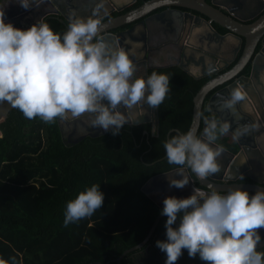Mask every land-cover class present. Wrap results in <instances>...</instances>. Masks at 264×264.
Listing matches in <instances>:
<instances>
[{
	"label": "clouds",
	"instance_id": "clouds-1",
	"mask_svg": "<svg viewBox=\"0 0 264 264\" xmlns=\"http://www.w3.org/2000/svg\"><path fill=\"white\" fill-rule=\"evenodd\" d=\"M15 2L28 10L45 0ZM101 25L97 16L74 17L60 34L41 18L28 29H20L5 22V9L0 8V104L8 102L26 119L39 117L48 123L92 114L91 128L112 135L138 122L136 110L145 104L159 108L171 92L170 76L156 71L136 76L138 66L132 59L137 56L136 43L129 38L125 44L132 46L126 48L108 41L101 35ZM246 99L242 88H233L219 103V110L239 122L243 117L237 105ZM203 120L201 135L190 128L164 141L167 162L179 166L180 178L168 177L170 187L182 189L190 183L186 169L200 181L220 173L218 158L224 147L219 139L231 131L232 139L239 142L259 127L238 123L233 129L231 121L206 116ZM152 134L156 135L155 126ZM207 188L194 187L186 198L163 200L166 239L157 240L156 245L166 253L165 264H175L185 249L189 257L198 255L207 264H264V251L257 250L262 241L258 229L264 228V189L250 195L237 187L226 192L211 184ZM104 201L99 184L87 187L67 203L64 226L92 217ZM0 264L19 261L15 256L0 257Z\"/></svg>",
	"mask_w": 264,
	"mask_h": 264
},
{
	"label": "trees",
	"instance_id": "trees-1",
	"mask_svg": "<svg viewBox=\"0 0 264 264\" xmlns=\"http://www.w3.org/2000/svg\"><path fill=\"white\" fill-rule=\"evenodd\" d=\"M48 24L60 34L68 29L56 19ZM153 71L168 74L171 87L158 108L156 135L151 122L126 124L117 135L106 131L71 144L58 118L55 123L29 120L13 108L0 122V257L15 256L19 264H118L125 250L146 239L163 207L142 187L152 176L179 167L167 162L164 141L190 129L194 98L211 78H196L179 64L151 67L149 75ZM202 114H211L206 105ZM218 142L237 150L227 136ZM93 184L105 194L104 205L65 227L67 203ZM166 219L121 263L165 264L166 253L156 241L166 239ZM178 264L207 262L189 257L185 249Z\"/></svg>",
	"mask_w": 264,
	"mask_h": 264
},
{
	"label": "water",
	"instance_id": "water-1",
	"mask_svg": "<svg viewBox=\"0 0 264 264\" xmlns=\"http://www.w3.org/2000/svg\"><path fill=\"white\" fill-rule=\"evenodd\" d=\"M63 1L67 10L65 13L62 12L61 20H71L74 17L70 16V12L74 14V9L82 7V3L78 5L73 0ZM136 2L137 0H86L85 10L79 17L97 16L102 20L113 11L122 10ZM149 22L160 25L168 22L176 23L188 30L190 38L183 42V47L180 46V57L177 64L196 78L215 75L201 87L194 98L193 121L190 128H195L197 135H199L201 127L202 134L205 126L203 116L200 115L203 113L205 104L212 114V116H207L208 118H216L214 116L216 114L221 120L231 121L233 129L238 126V123H256L259 127L239 142L235 141L236 151L218 142L224 147V151L218 159L221 165L220 173L200 181L194 173H191L190 169H186V174L189 175L191 181L181 189L169 186L168 177L180 178L177 175V167L152 176L143 185L142 190L157 204L164 207L163 200L166 197L186 198L192 194L194 187H200L207 191L208 184L213 185L221 192H226L231 187H237L248 191L250 195L264 189V145L262 144L264 97L260 88L261 81H259L260 75L264 71V0H171V2L169 0H146L125 13L102 20L101 35L110 42L118 41L126 48L132 46L125 44V41L130 38L136 43V49H141L140 43L148 42L150 31L155 33ZM131 23L135 24L129 29L115 31ZM216 24L225 28L227 33L220 32L216 28ZM242 47L243 51L238 61L231 68L222 72L236 60ZM228 54H231V59L226 56ZM132 59L137 60L136 56ZM250 63L249 73H243L245 67ZM148 66L150 67V65ZM136 76L139 75L136 74ZM147 76H149L148 68L144 74V77ZM236 87L242 88L247 93L246 101L237 105L243 117L239 122L234 121L226 110H219V103L226 99L231 90ZM12 109L13 107L8 102L0 104V122L6 119ZM157 111L158 108L151 109L145 104L136 110L134 119H138V122L135 124L152 122L154 116L156 124L159 120ZM80 119L70 117V120L75 124ZM155 128L157 129V127ZM103 131L102 128H99L98 132H90L89 135L98 136ZM227 135L232 137L231 131ZM252 169L257 170L258 174H253ZM241 175L243 178L251 177L254 181L239 183L237 180L241 178ZM162 217L163 215L160 213L143 242L125 250L117 258L118 264H122V258L127 253L143 246L148 241ZM262 236H264V232H262ZM261 247H264V238L257 245V249ZM180 258H178L177 264Z\"/></svg>",
	"mask_w": 264,
	"mask_h": 264
},
{
	"label": "flooded vegetation",
	"instance_id": "flooded-vegetation-1",
	"mask_svg": "<svg viewBox=\"0 0 264 264\" xmlns=\"http://www.w3.org/2000/svg\"><path fill=\"white\" fill-rule=\"evenodd\" d=\"M73 1L78 5H79V3H82V7L79 6V8H75L74 9L75 13L73 14L70 12V16L71 17H79L83 13V11L85 10L84 7L86 4V0H73ZM132 5L133 4L129 5L128 7L124 8L122 10H115L112 13H110L107 17L102 18V20L120 15L122 13H125V12L131 10ZM0 8L5 9V22H10L13 24L14 27L20 28V29H28L34 23H38L41 18H43V20L46 23H48L50 19L59 20V21H61V23L65 24L67 27H68L69 22H70V20H67V19L64 21L61 20V18L63 16L62 12L65 13L67 10L66 4L64 3L63 0H53V1L45 0V2L42 3L39 7H33L32 9H28V10L21 7L18 3L15 2V0H0ZM251 21H253V20H251ZM133 24H135V23L126 24V25L116 29L115 31L120 32V31L129 29ZM149 25H150L151 29L155 30V33H153V31L152 32L150 31L148 42L146 44L140 43L141 49H139V48L136 49V51H137L136 59L137 60H135L134 62L138 66L136 74H138L139 76H144L147 68H148V72H149V69L151 68V66L152 67L157 66V63H156L157 59L155 58V56L156 55H162L163 52H165V53H167V55H169L170 64H177L179 57H180L179 56V48H180V46L183 47V42L186 39L190 38V32H188V30H186L184 27H182L176 23L170 24L168 22L164 25H160V24H157L155 22H149ZM216 28L222 33H227V30L225 28H223L217 24H216ZM241 51H243V47L238 52V56H237L236 60L231 62L230 65L228 67H226L222 72L231 68L238 61V58L242 54ZM144 55L146 56L145 58H144ZM226 56L228 57V59L232 58L231 54H228ZM148 65H150V67ZM248 66L251 69V63L248 64L246 67H248ZM246 67H245V69H246ZM250 69H249V71H250ZM244 70H243V73H249V71L245 72ZM196 71H198V69H196ZM214 76H215L214 74L209 75V77H211V78H213ZM259 81H261L260 78H259ZM262 85L263 84L261 82L260 88ZM209 116H212V114H210ZM214 116L217 119H219L216 114ZM70 117H71V115H69L65 120L58 118V124L60 126L62 136H63L64 140L68 143H71V144L78 143L81 140L85 139L87 136H91V135H89L90 132L96 133L99 131V127L91 128V126H90L91 120L94 118L92 114H88V113L83 114L81 117H79L81 119L76 124L74 122H72V120H70ZM73 119H75V118H73ZM155 119L156 118L154 116L153 121L152 122L150 121L152 123L153 127L154 126L157 127V124L159 122V120H158L155 124L154 123ZM157 119H159L158 114H157ZM104 132H106V131H103L102 133H104ZM199 135H201V132L199 133ZM225 136H227L229 138V142L231 144H233V145L236 144V142L232 139V137L230 135H225ZM81 137H83V138H81ZM91 137H96V136H91ZM76 140H78V141H76ZM262 144L264 145V137H263ZM251 172L255 175L258 174L257 170H255V169H252ZM237 181L239 183H248V182H253L254 179H252L251 177H245L242 179L239 178ZM258 231L261 235L262 232H264V228H260V229H258ZM262 238H264V236H262Z\"/></svg>",
	"mask_w": 264,
	"mask_h": 264
},
{
	"label": "crops",
	"instance_id": "crops-1",
	"mask_svg": "<svg viewBox=\"0 0 264 264\" xmlns=\"http://www.w3.org/2000/svg\"><path fill=\"white\" fill-rule=\"evenodd\" d=\"M155 58L157 59V62H156L157 66H165V65L170 64L169 55H167V53H165V52H163L162 55H156ZM260 79H261V82L263 84L261 86V91H262V96L264 97V71L260 75Z\"/></svg>",
	"mask_w": 264,
	"mask_h": 264
}]
</instances>
